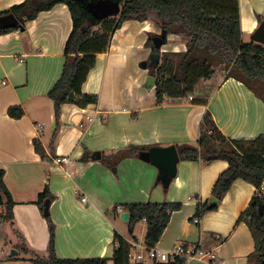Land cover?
<instances>
[{
    "label": "crops",
    "instance_id": "obj_1",
    "mask_svg": "<svg viewBox=\"0 0 264 264\" xmlns=\"http://www.w3.org/2000/svg\"><path fill=\"white\" fill-rule=\"evenodd\" d=\"M24 1L0 0V12ZM238 3L243 38L264 21V0ZM72 29L68 7L59 4L27 22L25 30L0 35V170L15 202L14 221L0 223V233H8L11 249L19 245L12 235L15 229L32 250L48 255L49 224L37 205L39 195L48 191L53 196L48 199L49 216L60 259L104 258L115 264L118 235L131 246L127 264H156L146 256L132 261L148 248L147 224L137 223L130 234L120 215L127 205L166 202L181 204L182 209L172 214L154 248L170 252L178 243L201 242L216 254V261L187 264H253L256 241L239 220L257 193L253 185L235 181L217 208L193 223L198 205H209L227 162L180 159L177 177L164 189L156 167L139 156L119 160L116 155L130 147L198 146L207 113L227 139H255L264 134V101L234 78L219 84L208 81L214 89L206 105L188 98H166L158 104L155 88L147 93L143 87L150 76L147 73L141 72L127 87L122 72L125 61L151 55L146 46L149 35L161 32L153 22L127 21L114 33L108 51L97 55L82 87L84 94L97 95L98 103L86 108L64 104L57 125L48 94L61 77ZM187 41L184 36L168 34L165 45L169 48L163 46L161 53H184ZM13 107L23 110L21 118L9 115ZM35 141L40 143L41 153L36 151ZM97 151L101 159L94 161L92 155ZM60 157H68L69 163L55 165ZM261 192L264 195V185ZM6 256L0 258V264H34L20 252L17 257L23 260L8 261Z\"/></svg>",
    "mask_w": 264,
    "mask_h": 264
},
{
    "label": "trees",
    "instance_id": "obj_2",
    "mask_svg": "<svg viewBox=\"0 0 264 264\" xmlns=\"http://www.w3.org/2000/svg\"><path fill=\"white\" fill-rule=\"evenodd\" d=\"M92 1L97 0H25L0 12V16L14 15L25 30L26 23L35 20L40 13L59 4L68 7L73 29L64 49L66 61L60 79L48 94L54 104L57 125L64 104L74 103L86 108L98 103V96L84 94L82 87L96 65L97 55L108 51L114 33L127 21L153 22L169 35L188 39L186 52L174 54L178 58L177 62L170 59V53H163L159 66L150 71V76L157 79L155 94L158 104L166 98L184 100L194 95L196 104L206 105L214 89V85L207 82L215 76L219 63L226 64L229 69L225 79L234 78L242 82L264 101V46L243 42L238 0H115L121 5L120 15L103 20L93 18L89 13L88 4ZM13 30L16 29H0V35ZM155 36L149 35L146 46L152 53L161 54L153 46L152 39ZM71 92L77 96V101L69 99ZM9 115L19 119L23 116V110L20 107L10 108ZM176 148L182 161L227 162L228 168L218 176L212 189V197L218 201H222L237 180H244L255 187L257 193L239 220L249 227L256 241V250L251 255L255 259L253 264H261L264 260V215L259 214V207H264V195L261 192L264 185V134L252 140L227 139L215 125L210 113H207L201 125L198 146L177 145ZM35 149L38 153L42 152L38 141H35ZM148 150L149 147H130L116 157L119 160L138 157L141 152ZM4 175V171L0 170L1 224L14 221L15 207L4 183ZM48 199H53L48 191L41 193L37 205L43 210V203ZM216 208L209 206L208 202L199 204L196 218ZM181 209V204L166 202L127 205L124 210L129 213V233H133L137 223L145 221L148 228L145 242L148 248H154L161 240L172 214ZM45 219L50 232L46 257L32 250L21 232L12 231L13 237L19 240V245L14 248L24 256H29L34 264H108L109 260L104 258H58L54 225L50 216H45ZM8 236L5 230L0 233L5 245H9ZM116 240L118 248L113 262L127 264L131 246L118 235ZM6 259L23 260L17 256H6ZM156 264L186 263L177 259L171 263Z\"/></svg>",
    "mask_w": 264,
    "mask_h": 264
},
{
    "label": "water",
    "instance_id": "obj_3",
    "mask_svg": "<svg viewBox=\"0 0 264 264\" xmlns=\"http://www.w3.org/2000/svg\"><path fill=\"white\" fill-rule=\"evenodd\" d=\"M89 13L93 18L97 20H103L111 17H116L121 13V5L115 0H97L92 1L88 4ZM0 29L1 30H10L16 29L23 31V26L17 20V18L12 15L0 16ZM168 34L167 31L162 30L161 35L153 38V46L156 50L161 51L162 47L166 44V38ZM251 42L257 43L264 46V21L260 23L258 28L251 35ZM161 60V54L152 53L150 59V65L152 69H156ZM141 67L143 69L148 68V63H142ZM157 79L153 76H149L145 83V88L150 90L155 88ZM69 99L77 101V96L71 92L69 94ZM94 161L101 159V153L95 152L92 155ZM139 159L143 162L149 163L158 169L159 175L157 180L161 182L164 189H168L173 180L177 177L178 164L180 163V156L175 145H170L167 147H152L148 151H143L139 154ZM115 171V170H114ZM219 204V201L213 197L209 199V206H216ZM49 207L50 200L44 202L43 211L44 216H49ZM259 214L264 215V207H259ZM121 221L124 223L129 222V213L123 212L120 215ZM19 255V252L16 249L10 251V257H16ZM261 264H264V260Z\"/></svg>",
    "mask_w": 264,
    "mask_h": 264
},
{
    "label": "built area",
    "instance_id": "obj_4",
    "mask_svg": "<svg viewBox=\"0 0 264 264\" xmlns=\"http://www.w3.org/2000/svg\"><path fill=\"white\" fill-rule=\"evenodd\" d=\"M188 100L193 101L194 96L190 95L188 97ZM37 128L41 130L42 125L37 126ZM68 163V157H60L54 160V164L57 166L66 165ZM82 201H85V199H82ZM119 212H121V210H119ZM193 223L198 224L199 219H194ZM2 253H4V250H2ZM145 256L149 260L157 263H171L175 262L177 259H182L187 264L193 261H216L217 259L216 254L211 250L205 248V246L201 242L194 244L178 243L170 252L161 251L156 248H147L145 254H138L136 257L132 258V261H142L145 259Z\"/></svg>",
    "mask_w": 264,
    "mask_h": 264
},
{
    "label": "rangeland",
    "instance_id": "obj_5",
    "mask_svg": "<svg viewBox=\"0 0 264 264\" xmlns=\"http://www.w3.org/2000/svg\"><path fill=\"white\" fill-rule=\"evenodd\" d=\"M258 18L261 19L262 17H258ZM161 33H162V30L160 32V35H161ZM251 35L252 34H249L248 32H245L243 34V38H242L243 42H245V43L251 42ZM164 48L168 49L169 46L167 47L166 45H164ZM174 54L175 53H170V55H171L170 59L173 62H177L178 58ZM151 55H149L146 59H140V61L138 59H135V57H128V60L125 61L124 70L122 71V72H124V79H125V83H126L127 87H129V85L131 84V83H129V81L132 80V79H135L136 77H138L141 72H142V74L143 73H147V74L150 75V71L152 70V67L150 65ZM163 55L164 54L161 53V60H162ZM140 56H141V58H143V54L142 55L140 54ZM161 60H160V62H161ZM144 62L148 63V68L147 69H143L141 67L142 63H144ZM228 73H229V69H228L227 65L223 64V63H219L216 66V74H215V76H216L217 79H215V77H214L212 79L213 83L215 82L216 84H219L221 81H223L225 79V77L227 76ZM146 81H145V83H146ZM145 83L143 84V87H144L145 91L147 93H149L150 91H152V89H150V90L146 89L145 88ZM195 147H197V146H195ZM11 248H12V246L5 245L4 241L0 238V258H2L3 256H6V255L9 256L10 251L12 250ZM2 250H4V253H2Z\"/></svg>",
    "mask_w": 264,
    "mask_h": 264
}]
</instances>
